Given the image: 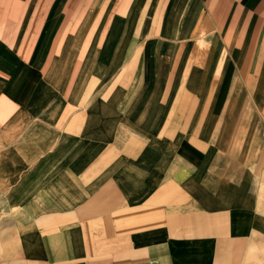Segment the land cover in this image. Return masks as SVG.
I'll return each instance as SVG.
<instances>
[{"label":"crops","instance_id":"crops-1","mask_svg":"<svg viewBox=\"0 0 264 264\" xmlns=\"http://www.w3.org/2000/svg\"><path fill=\"white\" fill-rule=\"evenodd\" d=\"M0 264H264V0H0Z\"/></svg>","mask_w":264,"mask_h":264}]
</instances>
